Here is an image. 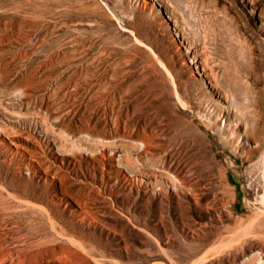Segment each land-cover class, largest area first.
<instances>
[{
  "label": "rangeland",
  "instance_id": "obj_1",
  "mask_svg": "<svg viewBox=\"0 0 264 264\" xmlns=\"http://www.w3.org/2000/svg\"><path fill=\"white\" fill-rule=\"evenodd\" d=\"M0 181L35 264H264V0H0Z\"/></svg>",
  "mask_w": 264,
  "mask_h": 264
},
{
  "label": "bare ground",
  "instance_id": "obj_2",
  "mask_svg": "<svg viewBox=\"0 0 264 264\" xmlns=\"http://www.w3.org/2000/svg\"><path fill=\"white\" fill-rule=\"evenodd\" d=\"M14 183H15V181H0V222L2 223V225L4 224V225H8L9 226V228L7 229L8 231H6V232H8V233H9V231L12 232V233L16 232L15 234H17L16 235L17 238H18V236L20 238L19 232H20V226L22 225V218H26L27 219L26 234H27V236L31 237L32 233L34 232V227L36 225L35 213L38 210H36V206L30 201L31 196H27V200H24L20 196H18L19 194L18 195H14V194H11L9 192L13 188ZM40 212H41L40 213L41 217L43 218V220L46 221L47 218H48L47 209L45 207H42L40 209ZM40 223L42 224L43 221L40 222ZM43 224H45V223H43ZM43 226L40 225V227H42V230L44 231V233H43L42 237L40 236L41 238H39V239L41 241L39 240L38 243L41 242V246L45 247L46 243L48 241L47 240L48 237H47L46 228H45V226L44 227ZM4 228L6 229L5 226H4ZM8 233H6V234H8ZM26 234H24V236ZM3 235H5V234H3ZM10 236H12V235H10ZM1 237H0V264H35V262L33 263V260H34L36 255L32 256L33 258L32 257L30 258V256L32 254H30L29 257L26 256L23 246L16 247V245L14 244L15 245V247L13 245L14 248H12V247L9 248L8 246H6L7 244L6 245L4 244L6 242L8 243V240L6 241L4 238H1ZM14 238H15V236H14ZM14 238H12V239H14ZM23 239L26 240V238H23ZM23 239L18 240V241L19 242L20 241H24ZM28 239H30V238H28ZM18 241H16V243H18ZM11 243H12V241L10 242V245H11ZM24 245H25V242H24ZM35 246H36V244H35ZM43 250L44 249L42 248V251ZM26 253H28V251ZM31 259H32V262H31ZM46 261H47V259H46ZM36 262H38V260H36ZM41 264H46V263L43 261Z\"/></svg>",
  "mask_w": 264,
  "mask_h": 264
}]
</instances>
